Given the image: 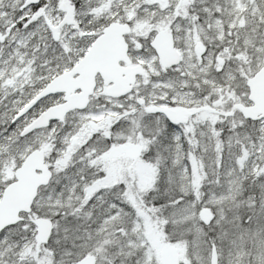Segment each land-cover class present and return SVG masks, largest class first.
Masks as SVG:
<instances>
[{"label": "snow or ice", "instance_id": "1", "mask_svg": "<svg viewBox=\"0 0 264 264\" xmlns=\"http://www.w3.org/2000/svg\"><path fill=\"white\" fill-rule=\"evenodd\" d=\"M0 264H264V0H0Z\"/></svg>", "mask_w": 264, "mask_h": 264}]
</instances>
